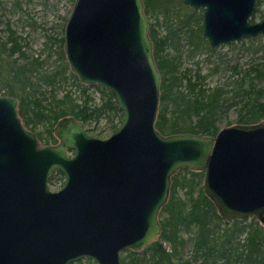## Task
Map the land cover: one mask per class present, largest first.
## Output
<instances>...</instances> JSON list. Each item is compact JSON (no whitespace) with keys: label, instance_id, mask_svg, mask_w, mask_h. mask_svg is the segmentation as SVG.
I'll use <instances>...</instances> for the list:
<instances>
[{"label":"water","instance_id":"1","mask_svg":"<svg viewBox=\"0 0 264 264\" xmlns=\"http://www.w3.org/2000/svg\"><path fill=\"white\" fill-rule=\"evenodd\" d=\"M203 11L211 47L264 36L257 0H183ZM144 0H74L65 22L68 66L85 85L110 90L123 120L110 136L88 133L68 115L58 144L40 143L0 95V264H121L161 234L160 210L181 168L204 171L203 189L220 217L264 222V118L215 136L163 134L156 126L161 74ZM73 152V154H71ZM64 175L59 191L51 173Z\"/></svg>","mask_w":264,"mask_h":264},{"label":"trees","instance_id":"2","mask_svg":"<svg viewBox=\"0 0 264 264\" xmlns=\"http://www.w3.org/2000/svg\"><path fill=\"white\" fill-rule=\"evenodd\" d=\"M262 3L257 0L258 7ZM144 10L152 20L148 32L161 74L155 126L163 134L215 136L220 129L217 122L231 109L239 113L237 123H257L264 118L261 34L245 38L239 45L228 43L232 53L223 55L220 47H211L203 35V14L185 6L183 0H144ZM159 26L164 27L165 34L160 33ZM64 28L65 23L61 37H49L44 59L26 56L25 38L16 36L8 22L5 39L0 38V93L17 97L22 121L31 130L37 129L35 133L46 144L55 140L53 127L57 120L68 115L85 124H98L105 118L112 129L123 120L122 108L114 103L110 90L99 84L85 85L71 72L64 53ZM52 55L56 57L55 65L46 67ZM243 58L247 59L245 64ZM184 60L193 61L194 67L184 66ZM204 66L208 72L202 74ZM68 82L70 88L56 92ZM94 90L100 92L98 102ZM116 119L118 124H114ZM202 175L204 171L181 168L172 176L170 196L161 209V234L142 250L123 251L121 264H177L174 260L179 259L177 253L184 244L182 234L190 231L195 232L193 237L189 235L194 243L192 259L199 264H264V228L256 218L245 225V220L231 224L223 220L200 185ZM60 176L54 172L50 180ZM178 189L184 190V198L178 195ZM222 221L226 226L222 227ZM70 264L95 263L85 257Z\"/></svg>","mask_w":264,"mask_h":264},{"label":"rangeland","instance_id":"3","mask_svg":"<svg viewBox=\"0 0 264 264\" xmlns=\"http://www.w3.org/2000/svg\"><path fill=\"white\" fill-rule=\"evenodd\" d=\"M15 1L17 2V0H0V38L5 39V36H6L5 25L8 22L9 25H11V27H13L16 30V36H20V37L22 36L25 38V40L23 41L25 42L23 45V49L25 51L26 56L29 58L38 57L40 59H44L49 50L48 47H46L48 46L47 41H49L50 39L49 37L50 36L52 37L56 36V38L61 37L63 24L67 21L70 15V12L73 8L74 0H18L20 2L19 5L16 4ZM261 5L262 6L258 7V9L256 10L254 14V17L252 18L253 22L261 21L262 19H264V0ZM185 6L189 8L191 7L188 5H185ZM194 9L203 14L204 8L201 7L200 9H196V8ZM148 21H150L149 22L150 24L152 22L151 18H148ZM158 29L161 34H165L166 31L164 30L163 26H159ZM261 37L264 38L262 34H261ZM242 41L243 40L235 41L231 43H236L237 45H239ZM218 47H220L219 50L221 51L223 55L225 53H232V49L229 48L228 43H224L223 46L220 45ZM167 51L170 53L173 52L172 47L171 48L167 47ZM55 58H56L55 55H52L48 59V64H46V67H50V68L53 67L55 65V61H54ZM201 58L203 59L204 55ZM185 60H184L185 62L184 66H187L189 68L194 67L192 65L193 61L187 62ZM258 60H262V59H258ZM246 61L247 59L245 58L241 60V62L244 64ZM202 72H203L202 74L208 72L205 66ZM67 88H70V82H68L66 85L60 86L59 88L57 87L56 92L62 93L66 91ZM73 91H74V88H73ZM92 92L96 98V102H98L100 99L99 98L100 92L95 91V90ZM0 94L3 95L4 91ZM48 96L50 97V95ZM227 113L228 114L226 117H224L221 121L217 122L220 129L222 127H228V125L238 124L237 119H238L239 113H237L235 109H231ZM116 121L118 120L116 119ZM110 125H111V122L108 123L107 119L101 118V121L99 124L92 122V123L87 124L85 128L93 127L94 129L91 132L93 135L99 138L100 137L106 138L110 136L111 133L113 132V129H109ZM36 130L37 129L33 131L35 132ZM56 143H58V140L56 141ZM203 177L204 176L202 175V180L200 182L202 189H203V183H204ZM63 178L60 177V179L54 178L50 180L48 184L49 188H51V190H59L60 187L63 186V183L65 181V179ZM197 194H198V191L195 192V195ZM178 195L181 198H184V190L178 189ZM162 214L163 212L162 210H160L159 220L162 218L163 216ZM253 217H250V218H253ZM223 220L225 219L223 218ZM251 220L252 219L247 218V223H250ZM222 222H223L222 227L226 226L224 221ZM259 224L260 226L264 228V222L259 221ZM190 232L191 234L190 233L182 234V237L184 238V241H183L184 244L180 248V251L177 253L179 259L174 260L177 264H199V261L196 262L195 260L192 259L194 255V248H193L194 243L191 241L189 235L193 237V235H195L194 234L195 232L194 231H190Z\"/></svg>","mask_w":264,"mask_h":264},{"label":"flooded vegetation","instance_id":"4","mask_svg":"<svg viewBox=\"0 0 264 264\" xmlns=\"http://www.w3.org/2000/svg\"><path fill=\"white\" fill-rule=\"evenodd\" d=\"M1 95V94H0ZM8 95V94H7ZM10 96V95H9ZM15 97V96H14ZM16 98V100L18 101V99H17V97H15ZM18 104H19V101H18V103H17V112H18ZM19 113V112H18ZM20 115V114H19ZM71 116H73V115H71ZM21 117V116H20ZM22 119V118H21ZM59 120V119H58ZM58 120H57V122H58ZM78 120V119H77ZM80 120V119H79ZM82 121V120H81ZM118 122H119V120L118 121H115L114 122V124H118ZM22 123H24L23 121H22ZM84 123V122H83ZM57 124V123H56ZM56 124H55V126H56ZM99 124V123H98ZM121 124V123H120ZM119 124V125H120ZM24 125L26 126V124L24 123ZM118 125V126H119ZM55 126L53 127V133H54V136H55V140H54V142H50V143H48V144H58V143H56V141L58 140V142H59V138H57V136H56V134H55V132H54V128H55ZM84 126H87V124H85L84 123ZM27 127V126H26ZM29 130H31L30 128H29V126L27 127ZM91 130H87L88 129V127H86V130L88 131V133H91L92 131H93V127H89ZM113 127H111V126H109V129H112ZM115 130H117V128L116 129H113V132L115 131ZM31 131H33V130H31ZM112 132V133H113ZM33 133H35L34 131H33ZM35 134H37V133H35ZM38 136V135H37ZM38 139H39V137H38ZM39 141H40V139H39ZM40 143H42L41 141H40ZM43 144H45V145H48V144H46V143H43ZM71 154H73V152L71 153ZM54 173V172H53ZM53 173H51V175H50V178H49V181H50V179H51V176L53 175ZM59 174H61L60 172H58ZM61 178H63L64 177V175L63 174H61V176H60ZM60 177H58L59 179H60ZM64 179V178H63ZM64 181V180H63ZM48 184H49V182H48ZM64 184V183H63ZM64 186V185H63ZM62 186V187H63ZM62 187H60V189L62 188ZM50 190H51V188H49ZM59 189V190H60ZM59 190H52V191H59ZM254 218V217H253ZM253 218H250L249 217V219H252L253 220ZM255 219V218H254ZM235 220H239V219H235ZM235 220H232V221H228V220H225V221H227L228 223H232L233 221H235ZM243 220H245V219H243ZM251 220V221H252ZM257 220V219H256ZM250 221V222H251ZM258 221V220H257ZM260 221V220H259ZM259 221H258V223H259ZM245 222L247 223V218H246V220H245ZM245 222H244V224H245ZM261 222V221H260ZM259 226H260V224H259ZM260 227H262V226H260ZM245 234L246 233H244V236H245ZM244 236H242V240L244 239ZM244 241V240H243Z\"/></svg>","mask_w":264,"mask_h":264}]
</instances>
